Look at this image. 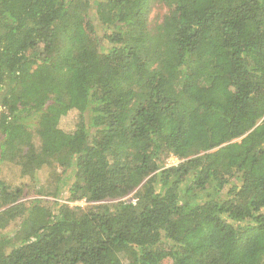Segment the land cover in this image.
<instances>
[{"label": "trees", "instance_id": "1", "mask_svg": "<svg viewBox=\"0 0 264 264\" xmlns=\"http://www.w3.org/2000/svg\"><path fill=\"white\" fill-rule=\"evenodd\" d=\"M11 1L0 264H264V0Z\"/></svg>", "mask_w": 264, "mask_h": 264}, {"label": "rangeland", "instance_id": "2", "mask_svg": "<svg viewBox=\"0 0 264 264\" xmlns=\"http://www.w3.org/2000/svg\"><path fill=\"white\" fill-rule=\"evenodd\" d=\"M19 4H20V1L19 0H12L9 5L10 7H15V8H19ZM164 12V9L163 8H159V7H153L152 8V11L150 13V17H149V20H151L153 17H155L157 14L159 16V20L162 19L160 18L162 16ZM163 17V16H162ZM2 110V107H1V104H0V111ZM76 118H77V111L76 110H72L70 111L66 116H63L60 120V124L59 126L61 128H64V129H70L72 128L74 125H75V122H76ZM2 135L0 134V144L2 142ZM33 141L35 143L36 146H39L40 144V138L39 136L34 133V138H33ZM178 163V159L174 156H170L167 160H166V165H175ZM16 169H12L10 168L9 165H5L4 169H3V173L4 174H7L8 176L6 177L7 180L10 179V180H13L16 176ZM49 173L47 171L45 172H39L37 174L38 176V181L39 183H34V182H29V181H26L28 183V186H27V192L24 196V200H27V199H31V198H36V197H41V198H44V199H47L48 201H53V200H56V198L54 197H51V196H40V194L36 193V190H37V187H41V190L44 189L45 185H46V182L44 181V179L46 178V176L48 175ZM25 189V190H26ZM66 195L60 197V198H57V200L59 202H63V203H66L67 200L65 199ZM70 204H75V205H84V202L83 201H77V202H71ZM71 206V205H70Z\"/></svg>", "mask_w": 264, "mask_h": 264}]
</instances>
